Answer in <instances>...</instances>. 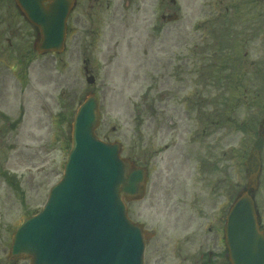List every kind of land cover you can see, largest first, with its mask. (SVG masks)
<instances>
[{"label": "rangeland", "instance_id": "rangeland-1", "mask_svg": "<svg viewBox=\"0 0 264 264\" xmlns=\"http://www.w3.org/2000/svg\"><path fill=\"white\" fill-rule=\"evenodd\" d=\"M129 1L122 9L71 13L64 51L33 57L34 71L23 78L21 68L17 80L9 73L0 79V264H13L15 228L61 178L73 115L89 93L99 99L97 135L120 141L123 156L148 168L146 197L128 203L130 217L153 231L145 264L172 263L159 257L166 195L223 188L234 199L237 181L246 184L248 151L257 145L264 155V5ZM175 11V21L162 20ZM152 201L159 204L146 209ZM168 235L180 246L185 234Z\"/></svg>", "mask_w": 264, "mask_h": 264}, {"label": "water", "instance_id": "water-1", "mask_svg": "<svg viewBox=\"0 0 264 264\" xmlns=\"http://www.w3.org/2000/svg\"><path fill=\"white\" fill-rule=\"evenodd\" d=\"M17 2L39 28L37 51H62L72 0ZM167 19H176V14ZM87 81L92 83L93 78ZM77 111L63 177L51 188L44 209L15 230L10 255L15 260L28 256L31 264H143L144 232L142 225L129 220L125 199H141L145 194L146 172L120 156L119 143L96 136L99 110L94 95H88ZM261 124L264 136V119ZM247 156L246 178L254 189L260 169L258 150ZM226 221L231 264H264V233L258 231L249 193L237 197Z\"/></svg>", "mask_w": 264, "mask_h": 264}, {"label": "flooded vegetation", "instance_id": "flooded-vegetation-1", "mask_svg": "<svg viewBox=\"0 0 264 264\" xmlns=\"http://www.w3.org/2000/svg\"><path fill=\"white\" fill-rule=\"evenodd\" d=\"M129 2V0H73L74 6L70 13L122 9L123 6H128ZM252 4L255 7L262 6L264 0H252ZM114 16L117 14L114 13ZM36 39V28L24 16L16 0H0V79L3 80L9 73L17 80L22 70L20 78L24 77L26 71H34L33 45ZM83 68L89 70L87 66ZM259 177L260 182L258 189L253 193V199L258 229L264 231V155ZM238 184L241 185V182ZM169 198L173 200L171 206ZM146 204V209H152L159 202L152 201ZM160 207L167 218L165 221L158 219L164 237L163 247H160L163 252L159 255L161 262L171 260V264H175L174 259L177 258L180 261L176 264H229L223 232L229 207L227 190L216 188L175 192L173 196L166 195ZM149 216L151 217L149 221L153 223L160 214ZM197 223H200L201 229H198ZM172 230L174 234L178 230L184 232L180 246L178 236L169 237L168 234ZM170 240L175 242L173 250L169 246L172 243Z\"/></svg>", "mask_w": 264, "mask_h": 264}]
</instances>
